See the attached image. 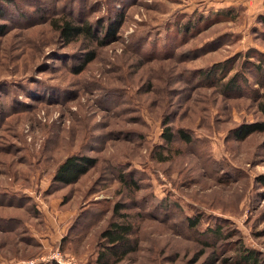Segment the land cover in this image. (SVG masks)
Segmentation results:
<instances>
[{
	"label": "rangeland",
	"instance_id": "374dc122",
	"mask_svg": "<svg viewBox=\"0 0 264 264\" xmlns=\"http://www.w3.org/2000/svg\"><path fill=\"white\" fill-rule=\"evenodd\" d=\"M61 15L121 26L67 44ZM260 82L264 0H0V264H264V132L234 135ZM74 153L97 162L55 182ZM116 204L138 248L98 260Z\"/></svg>",
	"mask_w": 264,
	"mask_h": 264
},
{
	"label": "trees",
	"instance_id": "16d2710c",
	"mask_svg": "<svg viewBox=\"0 0 264 264\" xmlns=\"http://www.w3.org/2000/svg\"><path fill=\"white\" fill-rule=\"evenodd\" d=\"M51 24L55 30L59 32L60 37L67 44H71L79 38H84L89 41L90 44L98 43L100 45L106 44V40L109 37L115 35L121 23L118 25L100 27L99 32H104L103 35L96 33L95 27L87 19L83 22H79L72 15H61L54 18ZM109 27V28H108ZM108 29V30H107ZM111 34V35H109ZM97 56V50L91 48L84 61L74 68L75 72H82L86 66L92 62ZM262 86L264 83L260 82ZM236 83H234L235 86ZM257 106L262 114V118L255 120L251 123H243L234 129V135L238 139H244L248 135L256 132H264V90L257 94L256 96ZM167 124V122L165 123ZM163 138L165 143L170 146L175 142L177 136L180 138L191 141L190 135H188L184 130H178V132L172 131V128L168 125L163 132ZM97 162V158L91 155L74 153L67 156L57 167L54 175L55 182L63 185H68L77 182L82 175L89 171ZM259 181L264 185V174L259 176ZM119 204L114 206L115 214H118L119 218L109 222V224L100 232V238L105 240V248L100 249V258L110 259L115 257L116 261L123 260L129 253L134 252L138 245L133 244V229L134 225L131 221V216L129 213H120ZM119 212V213H118ZM201 215L188 216L187 222L190 229L198 228L201 222ZM204 234H210L216 236V238H222L223 233L219 230L218 226L208 227ZM224 237V236H223ZM209 244L208 242H206ZM240 263L244 264H261L258 254L256 251L251 249L246 250L243 246H240Z\"/></svg>",
	"mask_w": 264,
	"mask_h": 264
}]
</instances>
